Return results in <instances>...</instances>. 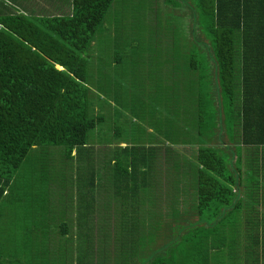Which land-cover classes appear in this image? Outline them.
I'll return each instance as SVG.
<instances>
[{
    "label": "trees",
    "instance_id": "16d2710c",
    "mask_svg": "<svg viewBox=\"0 0 264 264\" xmlns=\"http://www.w3.org/2000/svg\"><path fill=\"white\" fill-rule=\"evenodd\" d=\"M57 1L0 0V264H264V0H163L113 55L115 0Z\"/></svg>",
    "mask_w": 264,
    "mask_h": 264
},
{
    "label": "rangeland",
    "instance_id": "374dc122",
    "mask_svg": "<svg viewBox=\"0 0 264 264\" xmlns=\"http://www.w3.org/2000/svg\"><path fill=\"white\" fill-rule=\"evenodd\" d=\"M39 1L41 3L43 2V0H39ZM117 1L115 0L113 2L112 8H111L112 11L109 12L107 14V16H106L107 23L105 24L104 27H106L105 32L108 35V37L105 39L104 35H100L98 41H94L95 45L92 48H90V50L88 51L87 55L88 54L94 55L96 52L100 51V49H102V48H103V53L109 54V55H113V54H115V52L118 51L117 50L118 49V42L120 40H123L124 38H129V40L131 39V41H133L135 43L141 42V46H140L139 49H146L148 51L145 52V53L150 54V48H149V46H147L148 45L147 42H146L147 45L144 44L145 41H147L149 38L155 37L160 32L162 34H164L165 36H167L166 34H167V31H168V29H165L163 31H157L150 24H152V23L155 24V22H157L159 19H164V17L168 14V12L173 10L172 9V4L170 2L164 3L163 0H159L160 1L159 4L161 6H155L154 2L156 0H151V1L142 0L144 2V4L140 3L139 6H136L134 4L135 8L133 6H130L131 7V10H130L131 14H130V13H126V10H125L126 0H122V7L118 8V9H113V8H115L114 6H115ZM180 1L182 3L186 2L184 0H180ZM42 5H43V7L45 6V10H49V9H52L53 7L55 8V7L61 6V2L57 1V0H53V2H51L50 4H47V2H45L44 4L42 3ZM63 5H64V3H63ZM46 6H48V7H46ZM185 10L187 12V8L186 7H185ZM135 12H136V14H134ZM116 15L122 19V24L124 26V28L121 31H118V32L116 30H114ZM164 24L166 25L165 22L161 23L162 26H164ZM101 31H104V29L101 30ZM174 31L175 32L170 30V32H169V36L170 37H175V34H176L177 30L174 29ZM142 42H144V43H142ZM163 46H164V44H163ZM126 52H127V49H126ZM91 60H92V58H91ZM89 64L91 65V62H89ZM138 64H139V66H142V65H144V62L142 64L141 63H138ZM98 88L99 87L96 86V87H94V90H96L98 94L104 95L103 91H98ZM124 114L129 115V112H123L122 111V116L123 117H124ZM126 126L129 129L132 128L129 125V123ZM135 128H136L137 133L141 134V127L136 126ZM33 165L38 166L39 163L36 161V156L32 155L30 157V167L33 166ZM69 166L70 165L66 163L65 168H64V169H66L65 172H67V168H69ZM193 166H194L193 164H190L188 166V169L190 171H192L193 170ZM180 169L178 170V168H177V169H172V170H174L173 172H176V173H178V171H179L180 174L185 173L183 171H180ZM176 173H174V174H175V176L177 178V174ZM38 176H40V175H36L35 177H38ZM180 182L181 183L182 182H186V180L185 179H180ZM49 189L51 190V188L48 185L47 190H49ZM191 191H193V187L191 188ZM50 192H52V191H50ZM112 197L113 196L110 195L111 199H112ZM54 201H57V199H55ZM72 209H73V207H72ZM72 215L74 216L73 213H72ZM166 238L167 237H165L163 239V241L169 243L171 241V239L167 240ZM161 241H162V239H159L158 241L156 240L155 244H159ZM170 244H171V246H176L173 238H172V241L170 242ZM221 258L222 259L223 258L228 259L229 257L221 256ZM29 261H30L29 256L26 255V254H23V253H18V255L12 260L13 264H26ZM219 264H222V261Z\"/></svg>",
    "mask_w": 264,
    "mask_h": 264
},
{
    "label": "crops",
    "instance_id": "0c3cea01",
    "mask_svg": "<svg viewBox=\"0 0 264 264\" xmlns=\"http://www.w3.org/2000/svg\"><path fill=\"white\" fill-rule=\"evenodd\" d=\"M58 68H61L60 66H57ZM150 130V129H149ZM113 197H112V201L113 203L115 204V206L113 207L114 208V214L117 215L120 208L122 210H126V207H127V204H130V203H127L129 201L128 199V195L126 194V192H122L120 194H115L113 193ZM62 201V199H60V202ZM77 201L74 200V203L76 204ZM75 209L77 208V205L74 206ZM76 212L77 210H75V212L73 213L74 216L76 215ZM67 213V212H66ZM60 215H63L62 212L60 213ZM125 215V214H124ZM79 215L77 214L76 215V218L78 217Z\"/></svg>",
    "mask_w": 264,
    "mask_h": 264
}]
</instances>
